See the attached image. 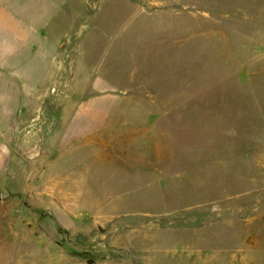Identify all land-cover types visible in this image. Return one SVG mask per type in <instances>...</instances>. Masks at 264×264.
Wrapping results in <instances>:
<instances>
[{"label": "rangeland", "instance_id": "1", "mask_svg": "<svg viewBox=\"0 0 264 264\" xmlns=\"http://www.w3.org/2000/svg\"><path fill=\"white\" fill-rule=\"evenodd\" d=\"M50 29L74 105L110 111L112 158L75 210L89 245L34 229L0 264H62L55 242L97 263L230 264L264 240V0H64Z\"/></svg>", "mask_w": 264, "mask_h": 264}, {"label": "crops", "instance_id": "2", "mask_svg": "<svg viewBox=\"0 0 264 264\" xmlns=\"http://www.w3.org/2000/svg\"><path fill=\"white\" fill-rule=\"evenodd\" d=\"M63 7L64 0H0L1 255L8 246L31 243L34 229L70 236L73 248L89 245L92 228L76 220L75 210L95 208V196L83 193L87 176H101L93 163L112 158L102 141L110 111L74 105V72L64 80L50 29ZM5 193L13 198L3 201ZM52 248L62 264H127L125 256L97 263L59 243ZM224 252L230 264H264V240Z\"/></svg>", "mask_w": 264, "mask_h": 264}, {"label": "water", "instance_id": "3", "mask_svg": "<svg viewBox=\"0 0 264 264\" xmlns=\"http://www.w3.org/2000/svg\"><path fill=\"white\" fill-rule=\"evenodd\" d=\"M12 198H13V196L11 194H9V193H5L2 196V200L5 201V202L11 200Z\"/></svg>", "mask_w": 264, "mask_h": 264}]
</instances>
